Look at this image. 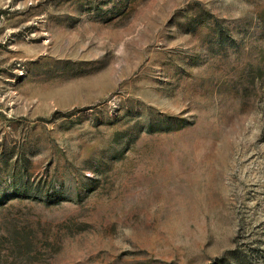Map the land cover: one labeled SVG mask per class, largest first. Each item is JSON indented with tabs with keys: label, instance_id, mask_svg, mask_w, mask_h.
I'll return each instance as SVG.
<instances>
[{
	"label": "rangeland",
	"instance_id": "obj_1",
	"mask_svg": "<svg viewBox=\"0 0 264 264\" xmlns=\"http://www.w3.org/2000/svg\"><path fill=\"white\" fill-rule=\"evenodd\" d=\"M0 264H264V0H0Z\"/></svg>",
	"mask_w": 264,
	"mask_h": 264
}]
</instances>
